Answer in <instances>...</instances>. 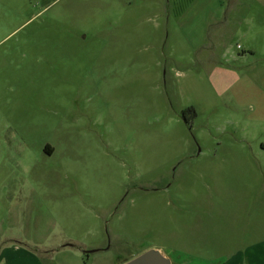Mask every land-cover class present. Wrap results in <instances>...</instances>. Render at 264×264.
<instances>
[{
	"label": "rangeland",
	"instance_id": "rangeland-1",
	"mask_svg": "<svg viewBox=\"0 0 264 264\" xmlns=\"http://www.w3.org/2000/svg\"><path fill=\"white\" fill-rule=\"evenodd\" d=\"M253 5L0 0V263L214 264L264 239Z\"/></svg>",
	"mask_w": 264,
	"mask_h": 264
},
{
	"label": "crops",
	"instance_id": "crops-1",
	"mask_svg": "<svg viewBox=\"0 0 264 264\" xmlns=\"http://www.w3.org/2000/svg\"><path fill=\"white\" fill-rule=\"evenodd\" d=\"M251 3L257 5H253L247 10H242L243 18L248 22H254V19L258 20L259 24L257 26L259 28L255 25L250 28L262 29V31L259 32V35L262 36L264 35V0H251ZM100 249H102V247H96L92 250L97 251ZM94 251L86 252L91 253ZM64 253H66V256L69 255L67 252ZM3 259L5 262L0 264H80L79 262H54V259L50 256V254H48V257H44L40 255L37 250L25 249L19 245L5 248L3 252ZM81 259H83L82 256ZM191 260L192 259H184L180 257L179 262L181 264H195ZM214 264H264V239L259 240L242 250L238 249L228 256L225 255Z\"/></svg>",
	"mask_w": 264,
	"mask_h": 264
},
{
	"label": "water",
	"instance_id": "water-1",
	"mask_svg": "<svg viewBox=\"0 0 264 264\" xmlns=\"http://www.w3.org/2000/svg\"><path fill=\"white\" fill-rule=\"evenodd\" d=\"M94 251V250H90ZM122 264H174L172 260L158 248L148 249Z\"/></svg>",
	"mask_w": 264,
	"mask_h": 264
},
{
	"label": "flooded vegetation",
	"instance_id": "flooded-vegetation-1",
	"mask_svg": "<svg viewBox=\"0 0 264 264\" xmlns=\"http://www.w3.org/2000/svg\"><path fill=\"white\" fill-rule=\"evenodd\" d=\"M53 152V150L51 151V153ZM87 253V252H86ZM86 255H88V253L86 254Z\"/></svg>",
	"mask_w": 264,
	"mask_h": 264
}]
</instances>
